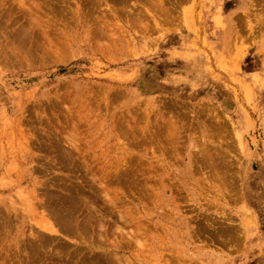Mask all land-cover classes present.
I'll use <instances>...</instances> for the list:
<instances>
[{
    "label": "rangeland",
    "instance_id": "1",
    "mask_svg": "<svg viewBox=\"0 0 264 264\" xmlns=\"http://www.w3.org/2000/svg\"><path fill=\"white\" fill-rule=\"evenodd\" d=\"M0 264H264V0H0Z\"/></svg>",
    "mask_w": 264,
    "mask_h": 264
},
{
    "label": "bare ground",
    "instance_id": "2",
    "mask_svg": "<svg viewBox=\"0 0 264 264\" xmlns=\"http://www.w3.org/2000/svg\"><path fill=\"white\" fill-rule=\"evenodd\" d=\"M217 154H218V153H217V151H216L215 155H217ZM194 158H195V157H194ZM222 158H223V157H222V155H221V158H219V162H217V160L215 161L214 165H215V167H216L218 170H216V173H215V174L213 173L212 176L207 177L208 180L210 179L209 181H211L212 178L215 179L216 182H221V181H223V176H222V175H223V172H221V171H222V168H224L225 165L222 164V160H223ZM196 159L198 160V158H196ZM216 168H215V169H216ZM220 170H221V171H220ZM61 196L63 197V195H61ZM62 197H61V198H62ZM64 197H66V196H64ZM67 197H68V196H67ZM67 197H66V198H67ZM71 197H73V196H71ZM61 198H59V199H61ZM64 199H65V198H64ZM64 199H63V200H64ZM69 199H71L70 196H69ZM73 199H75V197H73ZM80 200H81V197H80ZM58 201H60V200H58ZM65 201H66V200H65ZM55 202H56V201H55ZM68 202H69V201H68ZM53 203H54V202H53ZM56 203L58 204V202H56ZM65 203L67 204V202H65ZM50 205H51V204H50ZM56 206H57V205H56ZM62 206H63V205H62ZM64 206H65V205H64ZM54 207H55V206H54ZM54 207H53V208H54ZM69 207L71 208V206H68V208H69ZM75 207H76V206H75ZM80 207H81V206H80ZM59 208H60V206H59ZM61 208H63V207H61ZM73 208H74V207H73ZM75 209H76V208H75ZM75 209H73V210H75ZM78 209H81V208H77V210H75V211H78ZM58 210H59V209H58ZM73 210H71V211H73ZM56 211H57V209H56ZM61 211H62V210H61ZM75 211H74V212H75ZM52 212H54V211H52ZM57 212H58V211H57ZM60 213H61V212H60ZM68 213H70V212L68 211ZM71 213H73V212H71ZM71 213H70V214H71ZM55 214H56V213H55ZM62 214H63V212H62ZM70 214H69V215H70ZM59 215H60V214H58V216H59ZM69 215H68V216H69ZM68 216H67V217H68ZM70 216H71V215H70ZM67 217H66V218L64 217V218H65V219H69V218H67ZM60 218H62V217H59V219H60ZM64 218H63V219H64ZM71 218H72V217H71ZM56 220H57V218H56ZM60 220H61V219H60ZM60 220H59V221H60ZM82 220H83V219H82ZM57 221H58V220H57ZM71 221H74V220L69 219V222H68V223H70ZM86 221H87V220H86ZM86 221H84V222H83L84 224H82V225L85 226V222H86ZM251 221H252V220H251ZM251 221H250V222H251ZM60 222H61V221H60ZM63 222L65 223L66 221H63ZM64 223H63V226H64V229H65V228H67V227H65ZM87 223H88V222H87ZM61 224H62V222H61ZM65 224H67V223H65ZM71 224L73 225L74 223H71ZM80 224H81V223H80ZM58 225H59V227H60V224H58ZM69 225H70V224H69ZM87 225H88V224H87ZM61 226H62V225H61ZM70 226H71V225H70ZM80 226H81V225H80ZM85 227H86V226H85ZM61 228H62V227H60V229H61ZM83 228H84V227H83ZM64 229H63V230H64ZM68 229L70 230V228H68ZM68 229H67V233H69ZM75 229H76V228H75ZM63 230H62V231H63ZM73 230H74V229H73ZM78 230H79V229H78ZM86 230H87V229H86ZM70 231H71V230H70ZM75 231H77V230H75ZM81 231H82V230H81ZM83 233H84V231H83ZM101 235H102V234H101ZM130 235H131V234H130ZM99 237H100V236H99ZM103 237H104V235H103ZM52 238H54V237H52ZM43 239H44V238H43ZM47 239H48V237H47ZM49 239H50V237H49ZM49 239H48V240H49ZM45 240H46V239H45Z\"/></svg>",
    "mask_w": 264,
    "mask_h": 264
}]
</instances>
